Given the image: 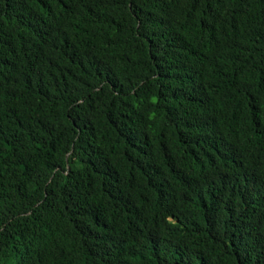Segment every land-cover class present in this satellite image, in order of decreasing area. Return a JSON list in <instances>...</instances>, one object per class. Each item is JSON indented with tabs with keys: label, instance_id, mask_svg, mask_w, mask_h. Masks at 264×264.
Instances as JSON below:
<instances>
[{
	"label": "trees",
	"instance_id": "16d2710c",
	"mask_svg": "<svg viewBox=\"0 0 264 264\" xmlns=\"http://www.w3.org/2000/svg\"><path fill=\"white\" fill-rule=\"evenodd\" d=\"M0 264H264V0H0Z\"/></svg>",
	"mask_w": 264,
	"mask_h": 264
}]
</instances>
